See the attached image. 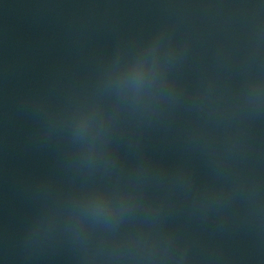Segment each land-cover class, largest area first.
Instances as JSON below:
<instances>
[{
  "label": "water",
  "instance_id": "water-1",
  "mask_svg": "<svg viewBox=\"0 0 264 264\" xmlns=\"http://www.w3.org/2000/svg\"><path fill=\"white\" fill-rule=\"evenodd\" d=\"M0 264H264V0H0Z\"/></svg>",
  "mask_w": 264,
  "mask_h": 264
}]
</instances>
